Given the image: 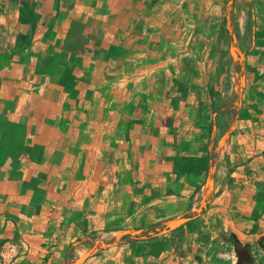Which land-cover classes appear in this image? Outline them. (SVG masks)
<instances>
[{"label":"crops","instance_id":"obj_1","mask_svg":"<svg viewBox=\"0 0 264 264\" xmlns=\"http://www.w3.org/2000/svg\"><path fill=\"white\" fill-rule=\"evenodd\" d=\"M228 235L264 240V0H0L12 264H203Z\"/></svg>","mask_w":264,"mask_h":264},{"label":"rangeland","instance_id":"obj_2","mask_svg":"<svg viewBox=\"0 0 264 264\" xmlns=\"http://www.w3.org/2000/svg\"><path fill=\"white\" fill-rule=\"evenodd\" d=\"M228 241H219V245H213L208 251L206 261L203 264H233L234 249L233 244ZM256 264H264V249L260 245L254 248ZM224 255H227L226 257Z\"/></svg>","mask_w":264,"mask_h":264},{"label":"flooded vegetation","instance_id":"obj_3","mask_svg":"<svg viewBox=\"0 0 264 264\" xmlns=\"http://www.w3.org/2000/svg\"><path fill=\"white\" fill-rule=\"evenodd\" d=\"M225 238L233 244L234 254L236 255V261L233 264H256V256L253 244H240L238 241H236V239L230 237V235L226 236ZM256 245H260V247L264 249V240L258 241Z\"/></svg>","mask_w":264,"mask_h":264},{"label":"trees","instance_id":"obj_4","mask_svg":"<svg viewBox=\"0 0 264 264\" xmlns=\"http://www.w3.org/2000/svg\"><path fill=\"white\" fill-rule=\"evenodd\" d=\"M229 22L231 24V30L233 32H235V29H236V26H237V19H236L235 12H234V14L230 15ZM240 73H241V71H240ZM240 77H242L241 74H240ZM235 104H236V107L234 105V108H236V114L238 115V107H239V104H240V93L235 98ZM210 198H211V193L208 194L207 200L209 201ZM162 230H163V227L154 226V227H152L150 229L144 230L143 232L146 233L145 235L147 237H157V236H159L161 234ZM148 233H149V235H148ZM136 238H138V237H136ZM109 244H111V243H108V245Z\"/></svg>","mask_w":264,"mask_h":264},{"label":"built area","instance_id":"obj_5","mask_svg":"<svg viewBox=\"0 0 264 264\" xmlns=\"http://www.w3.org/2000/svg\"><path fill=\"white\" fill-rule=\"evenodd\" d=\"M18 247L13 242H7L2 245L0 250V259L3 264H12L18 257Z\"/></svg>","mask_w":264,"mask_h":264},{"label":"water","instance_id":"obj_6","mask_svg":"<svg viewBox=\"0 0 264 264\" xmlns=\"http://www.w3.org/2000/svg\"><path fill=\"white\" fill-rule=\"evenodd\" d=\"M187 220H189V219L184 218V219H181V220H178V221H174V222L168 224L167 227H166L165 229L162 230V232H161L160 235L165 234V233H167L168 231H171V230L175 229L180 223H182V222H184V221H187ZM129 234L133 235V237H138V236L141 234V231H134V232L127 231V232L124 233V236H128ZM117 242H118V239H117L116 241H114L113 244L111 243V244H109V245H108V243H101V244H100V247H101L102 249H106V248H108V247H110V246H113V245L117 244ZM83 259H84V258H82L81 261H83ZM81 261H80V262H81Z\"/></svg>","mask_w":264,"mask_h":264}]
</instances>
